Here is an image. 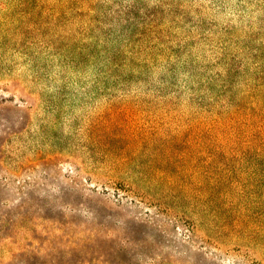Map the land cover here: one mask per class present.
Returning <instances> with one entry per match:
<instances>
[{"label": "rangeland", "instance_id": "rangeland-1", "mask_svg": "<svg viewBox=\"0 0 264 264\" xmlns=\"http://www.w3.org/2000/svg\"><path fill=\"white\" fill-rule=\"evenodd\" d=\"M0 264H264V0H0Z\"/></svg>", "mask_w": 264, "mask_h": 264}]
</instances>
